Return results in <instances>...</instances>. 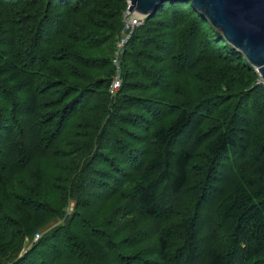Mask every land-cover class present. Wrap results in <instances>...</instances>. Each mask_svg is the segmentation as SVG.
Wrapping results in <instances>:
<instances>
[{"label":"trees","instance_id":"1","mask_svg":"<svg viewBox=\"0 0 264 264\" xmlns=\"http://www.w3.org/2000/svg\"><path fill=\"white\" fill-rule=\"evenodd\" d=\"M127 4L0 0V264H264V81L166 1L112 95Z\"/></svg>","mask_w":264,"mask_h":264},{"label":"water","instance_id":"2","mask_svg":"<svg viewBox=\"0 0 264 264\" xmlns=\"http://www.w3.org/2000/svg\"><path fill=\"white\" fill-rule=\"evenodd\" d=\"M166 1L129 0V9L140 16H151ZM235 48L256 68L264 81V0H190ZM70 214H67L65 221Z\"/></svg>","mask_w":264,"mask_h":264},{"label":"built area","instance_id":"3","mask_svg":"<svg viewBox=\"0 0 264 264\" xmlns=\"http://www.w3.org/2000/svg\"><path fill=\"white\" fill-rule=\"evenodd\" d=\"M130 2L128 1L127 7L122 15V28L115 42V47L113 51L112 61L115 67V72L113 74L110 92L112 95L116 94L122 85V56L125 52V48L132 38L135 30L144 23L145 17L138 14H133L129 9ZM41 232L36 233L35 240L39 239Z\"/></svg>","mask_w":264,"mask_h":264},{"label":"rangeland","instance_id":"4","mask_svg":"<svg viewBox=\"0 0 264 264\" xmlns=\"http://www.w3.org/2000/svg\"><path fill=\"white\" fill-rule=\"evenodd\" d=\"M129 1V0H128ZM132 12H134L135 13V11H132ZM73 207H74V202H71V207L69 208V211L71 212V210L73 209ZM28 238H26V240H27ZM27 245H26V247L23 249V251H22V253L23 252H25L27 249Z\"/></svg>","mask_w":264,"mask_h":264},{"label":"bare ground","instance_id":"5","mask_svg":"<svg viewBox=\"0 0 264 264\" xmlns=\"http://www.w3.org/2000/svg\"><path fill=\"white\" fill-rule=\"evenodd\" d=\"M132 11H134V10H132ZM133 14H137L136 12L134 13V12H132Z\"/></svg>","mask_w":264,"mask_h":264}]
</instances>
